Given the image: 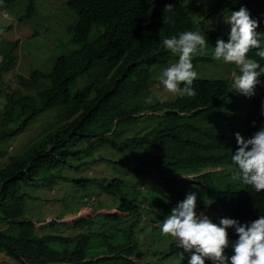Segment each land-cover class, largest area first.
Instances as JSON below:
<instances>
[{
	"label": "trees",
	"instance_id": "trees-1",
	"mask_svg": "<svg viewBox=\"0 0 264 264\" xmlns=\"http://www.w3.org/2000/svg\"><path fill=\"white\" fill-rule=\"evenodd\" d=\"M13 1L15 0H0L3 3ZM188 1L68 0L67 6L78 17L77 25L72 28L74 41L83 43L84 47L69 55L58 57L50 73L35 70L28 77L19 74L16 87L10 84L8 93H3L5 101L2 111L0 110L2 113H0V144L26 131L37 115L48 110L62 111L59 117V123H61L59 129L62 130V134L54 129L40 144L32 147L20 158L15 154L9 155L8 150L0 148V158L8 156V162L6 161L7 163L0 168V254H6L18 264L60 262L136 264L132 257H137L139 252L138 245L130 239V236L134 235L133 230L124 229L122 234L117 231L116 238L123 239L121 242L107 235L101 238L99 234L98 240L92 244L90 234L81 237H63L47 234L44 230L43 235H40L36 232L38 226L26 219L27 201L34 198L27 192V188L38 186L46 181L54 183L61 179L68 180L67 176L55 171L60 168L62 162L68 161L71 153L79 154L80 150H69L68 144L84 138H94V141L87 146L88 150L99 142L97 145L108 144L118 152H123L124 165H126L124 161L130 159L131 155L134 156L137 163L135 169L140 172L141 183L146 171L164 163L166 154L164 152L163 156L154 158L152 148L143 150L139 148V145H152L156 151L162 152L172 150L171 158L175 160L173 164L177 165V168L185 169L189 174H200L197 176V181L186 179L183 182L198 185L204 189L208 203L196 204L198 217L205 215L206 212H220L229 214L233 220L241 224H250L260 215H264V191L257 192L252 186L244 183L240 189H221V182L219 180L215 183L210 182L212 175H207L217 171L203 173L206 169L221 167L225 161H229L238 169L232 163V154L237 150V144L233 145L231 150L230 147H222L219 141L223 138L212 132L214 127H206L212 124L214 119L211 117L216 114L222 118L227 115L218 110L230 95L231 86L228 81L199 78L192 85L196 92L194 97L169 94L168 101L151 105L150 109L154 112L165 110V116L169 119L164 122L165 128L154 138H132L117 142L107 135L120 136L119 128L113 129L114 123L117 121L120 124L123 120L135 117L132 115L122 117L118 113V107L126 96L130 93L157 95V91L160 92L159 87L156 86L159 81L157 77L163 67L173 59L178 60V57L173 56L163 47V39L173 36L178 38L180 33L189 30L198 31L204 35L208 42L207 50H212V53L194 56L192 62L195 67L199 63L213 62L217 40L226 41L229 38L230 33L221 32L224 21L227 20L225 13H222L214 22L206 23V20H201L200 8L193 1L188 10L186 5ZM169 3L174 8L171 13H166L164 8ZM224 3L225 6H223ZM234 4H237V8L233 6ZM33 5L32 0L21 21L31 16ZM212 7V15L228 7H231L229 11L245 7L251 18L258 22L259 27L256 31L264 34V5L260 0H233V2L221 0ZM163 17H168L167 23H163ZM94 29L98 32L96 39L91 44H85ZM19 44V41H16L10 43L9 48L3 46L5 54L0 62V81L4 71L7 73L13 66H17L16 49ZM94 69L99 70L101 76L91 81L89 91L72 93L71 88L78 84L79 77L83 74L91 77V71ZM260 79L259 96L261 98L258 102L255 101V107L247 117L245 131L242 134L245 139L250 138L264 126V115H261V103L264 101V76ZM44 81L48 84L43 85ZM92 93H95L93 98H91ZM135 112H139V108ZM15 122L18 127L12 128L10 125ZM188 128L196 132V137L192 140H180L177 132ZM202 139L210 143L204 144ZM185 147L189 150L187 156H182L181 153ZM217 149L218 155L214 154ZM125 151L133 153L128 158ZM76 159L79 160L78 158L74 160ZM80 165L82 163L79 165L73 163V166ZM115 165L120 167L121 163L117 162ZM86 181L89 180L78 181V183L84 184ZM129 188L127 177L113 178L108 187L109 192L121 198L119 207L121 212L129 216L143 213L146 217L153 215L156 207L146 206V199L153 201V195L151 194L149 199L148 194L142 193L141 189ZM123 189L127 195L132 193L133 198H124ZM175 191L178 193L173 195L172 190L167 189L170 199L166 198L174 200L172 203L174 208L187 197V194ZM162 205L159 204L158 207ZM107 217L116 219L117 215L112 214ZM91 221L90 219L78 220L74 227L76 228L79 223L88 224ZM212 222L219 225L217 218ZM51 224H54V221ZM12 228L15 232L11 233L9 230ZM227 232L228 239L230 237L235 241L238 239L234 228H228ZM169 248V253L164 255L165 259L176 257L177 264H188L191 253L184 252L178 247L176 239H172ZM205 264H213V262L206 259Z\"/></svg>",
	"mask_w": 264,
	"mask_h": 264
},
{
	"label": "rangeland",
	"instance_id": "rangeland-1",
	"mask_svg": "<svg viewBox=\"0 0 264 264\" xmlns=\"http://www.w3.org/2000/svg\"><path fill=\"white\" fill-rule=\"evenodd\" d=\"M198 5L200 8V18L202 21L206 20V23L214 22L222 13L226 14L227 20L231 15L228 7L226 9L219 10L215 15H212V19L208 17L209 12L213 8L212 6L219 0H189L186 5L188 10L191 8V2ZM31 0H16L12 3L0 2V57L5 53L3 52V46H8L10 43L20 42L19 47L16 49V55L18 57L17 66L11 72L4 74L0 88H9L10 84H17L19 74L29 76L35 70H41L46 73H50L53 69L54 63L61 55L69 54L75 50H79L84 44L75 43L73 41L74 28L78 22V17L74 11L67 6L68 0H35V12L27 20L21 21V17L27 13V8ZM210 4L208 5V3ZM214 16V17H213ZM196 19V17L194 16ZM227 20L224 21L221 32L224 34L230 33V25L227 24ZM97 37V30L94 29L86 41L85 44L93 42ZM226 39L225 42H228ZM208 55L212 53V50L206 51ZM249 58L257 60L251 53L248 54ZM177 62L172 60L163 69L169 67L172 63ZM194 70L198 73V77L202 79H224L229 82L231 86V92L224 103V105L218 110L226 113L223 118L219 114L211 117L214 119L211 125H206L207 128L214 127L213 133L219 135L223 139L219 141L222 147H233L237 144L235 141V133L239 132L241 135L245 131L247 117L250 114L254 98L259 93L260 85L256 87V94L251 98L245 97L239 94L233 88L232 73L239 74V69L235 65L225 64L222 61L199 63L194 67ZM99 70H92L91 77L88 75H81L78 80V84L71 88V92L76 91L88 92L92 80H96L100 77ZM48 82L44 81L43 85H47ZM157 95H136L130 93L120 103L118 107V113L123 117L125 115H132L128 120H123L120 124L116 121L113 129L119 128L120 136L114 134H107L110 138L117 142L126 141L132 138H154L162 129L165 128V121H169L165 116V110L154 112L150 109L151 105L155 103H163L169 100V93H167L163 85L158 81ZM106 92V89H104ZM8 93V90L6 91ZM95 93L91 94L93 98ZM153 98V103H146L147 97ZM4 104V97L0 94V110L2 111ZM139 108V112L135 110ZM0 111V113H1ZM62 111L48 110L40 113L34 119L33 123L28 129L16 137L11 138L0 144V148L8 150L9 155H16L20 158L27 151L37 144H40L47 136L52 133L54 129L62 134V130L59 129L61 123H59V117ZM2 114V113H1ZM156 114V115H154ZM63 117V115H62ZM1 118V115H0ZM65 120V119H64ZM105 118L102 120V124L105 123ZM184 122V121H183ZM186 123V121L184 122ZM193 125V124H192ZM12 128H17L18 124L12 123ZM95 128V127H94ZM177 137L184 141L187 139H194L196 132L191 128L182 132H177ZM208 138V137H207ZM94 141V138H84L83 140L69 143L67 148L69 150H80L78 155L71 153L68 156V161L62 162L60 168L55 173L68 177V180H58L56 182L46 181L40 183L35 187H28L27 192L34 198L28 199L26 205V219L34 222L37 227L36 232L43 235V231L47 234H53L63 237H81L85 234L92 235V244L98 240V235L101 234V238L105 235L114 237L118 242L123 239H117V231L122 234L124 229L133 230V237L130 236L132 242L138 245L139 255L132 257V260L136 264H177L178 259L176 257L165 259L164 255L169 253V243L173 238L165 237L160 231L163 220L171 214L172 203L174 200L170 199L167 189L172 190V194L176 195L180 191L184 194L191 192L196 193V204L206 205L208 199L205 198L204 189L198 185L184 184L186 179L197 181V175L189 174L185 169L177 168V165L173 163L175 160L171 158L172 150L168 151H156L152 145H139L140 149L151 150L154 158L166 154V160L155 169L146 171L143 176V182L139 177L138 169L136 167V161L134 156L124 161L123 152H118L108 144H94L93 148L87 149V146ZM204 144L210 143V141L201 140ZM174 148V147H173ZM188 148L182 150L181 155L187 156ZM127 157H130L132 151H125ZM218 155L219 150L214 152ZM167 155H169L167 157ZM8 156L0 158V168L3 167L8 161ZM78 158L79 160H74ZM7 161V162H6ZM80 165L79 167L73 166ZM120 162L121 166L115 165ZM207 175L210 176V182H221V189H240L242 182L239 179H233V176L238 173V169L230 164L229 161H225L219 168H209L203 171V173L213 172ZM190 175V176H188ZM217 175H220L217 177ZM127 177L129 189H141L142 193L148 194V198H151V194L154 197L153 201L146 199V206L156 207L155 213L151 216L146 215H121L120 204L121 198L108 191V187L112 182V179H124ZM173 178V180H168ZM178 179V181H176ZM89 180L84 184L78 183V181ZM191 181V182H192ZM126 187V186H125ZM127 188V187H126ZM124 198L132 199L133 194L128 193L123 189ZM96 199L93 200L92 197ZM85 198H89V203L85 201ZM143 198V197H142ZM141 198V199H142ZM168 198V199H166ZM87 203V204H86ZM159 204H163L158 207ZM86 205V206H85ZM87 207L93 209V211L87 210ZM119 208V209H117ZM106 214H116L117 218L113 219L107 217ZM211 221L215 218L220 220L222 218L232 219L229 214L220 212H206L205 215ZM90 219L91 223H79L75 226L78 220ZM54 221V224L50 222ZM47 226V228H46ZM6 227V226H4ZM96 231V232H95ZM9 232H15L12 228ZM94 232V233H93ZM92 233V234H91ZM96 233H98L96 235ZM235 240L229 238V247L225 249V255L231 257L233 253L232 245ZM119 244V243H118ZM105 249V247H101ZM99 250V248H96ZM0 264H18L12 260L6 254H0ZM50 264H68L64 262L50 263Z\"/></svg>",
	"mask_w": 264,
	"mask_h": 264
},
{
	"label": "clouds",
	"instance_id": "clouds-1",
	"mask_svg": "<svg viewBox=\"0 0 264 264\" xmlns=\"http://www.w3.org/2000/svg\"><path fill=\"white\" fill-rule=\"evenodd\" d=\"M229 1L233 2V0ZM260 1L264 5V0ZM33 2L31 15L34 14L36 6L35 0ZM233 6L237 8V4ZM173 8L171 3L166 4L164 12L171 13ZM210 16H212V11L208 14V17ZM167 21L168 17H163V23H167ZM227 24L231 26L228 42L223 39L217 40L213 59L235 65L239 69V74L232 73L233 88L239 94L251 98L256 94L257 85L261 83L260 78L264 76V34L256 31L259 27L258 22L251 18L245 7L231 12ZM162 45L173 56L178 57V60L161 71L157 77L159 82L163 85L164 90L171 95L194 97L196 92L192 85L197 79L198 73L194 70L192 61L194 56L206 54L207 39L200 32L189 30L180 33L178 38L173 36L163 39ZM249 53L259 59L260 63L249 58ZM2 59L3 56L0 57V62ZM13 69H15L14 66L8 72ZM7 73L5 71L2 73V80L4 74ZM1 83L2 81H0V86ZM13 85L15 88L17 84ZM7 90L8 88L5 86L1 87L0 94L3 95ZM260 92L261 85L259 93L254 98L252 110L255 107V101L258 102L261 98ZM3 97L5 101V96L3 95ZM145 102L151 104L153 98L149 96ZM261 115H264V101L261 103ZM253 127H255V122H253ZM235 139L237 150L232 154V163L238 167L239 171L233 176V179L241 180L242 183L252 186L257 192L264 191V126L247 139L237 132ZM92 199L96 198L93 196ZM89 200V198H85L88 203ZM196 201V193H189L182 202L172 209L171 214L163 220L160 227L162 235L176 239L178 247L182 248L184 252L191 253L188 264H205L206 259L212 261L213 264H264V215H260L250 224H241L233 219L222 218L217 225L207 216H197ZM121 215L129 216L124 213ZM106 216L110 215L106 214ZM228 228H234L238 236L232 245L234 254L231 257L225 255V249L229 247Z\"/></svg>",
	"mask_w": 264,
	"mask_h": 264
},
{
	"label": "crops",
	"instance_id": "crops-1",
	"mask_svg": "<svg viewBox=\"0 0 264 264\" xmlns=\"http://www.w3.org/2000/svg\"><path fill=\"white\" fill-rule=\"evenodd\" d=\"M87 210H89V212H90V211H93V209H90L89 207H87Z\"/></svg>",
	"mask_w": 264,
	"mask_h": 264
}]
</instances>
